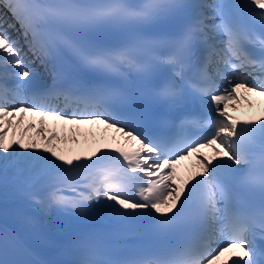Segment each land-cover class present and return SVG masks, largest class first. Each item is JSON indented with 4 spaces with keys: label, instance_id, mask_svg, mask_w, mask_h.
Here are the masks:
<instances>
[{
    "label": "snow or ice",
    "instance_id": "snow-or-ice-1",
    "mask_svg": "<svg viewBox=\"0 0 264 264\" xmlns=\"http://www.w3.org/2000/svg\"><path fill=\"white\" fill-rule=\"evenodd\" d=\"M249 97L264 0H0V200L102 222L70 264H264V108L232 115ZM48 120L95 126L96 146L67 155ZM19 247L0 234V264H30Z\"/></svg>",
    "mask_w": 264,
    "mask_h": 264
},
{
    "label": "bare ground",
    "instance_id": "bare-ground-1",
    "mask_svg": "<svg viewBox=\"0 0 264 264\" xmlns=\"http://www.w3.org/2000/svg\"><path fill=\"white\" fill-rule=\"evenodd\" d=\"M258 98L254 97L252 100L254 101V100L258 99ZM242 104H244V103H242ZM259 106L261 107L262 105L260 104ZM29 119H33L34 120L36 118H26L25 123H27ZM47 123H48L50 128H52V127L55 128V131H56L57 135L61 138V140H65L66 139L65 143H58L56 141H54V143H58V147H61V148L65 149L66 154L69 155V156L73 155V154H76V153L87 154V151H88V149L90 147H95L96 146V145H94V146L88 145L86 148L84 146L86 138H89L91 136V134L89 132V129L87 128L86 125L80 126V130L77 131L76 130L77 126L72 125V124H63L62 122L51 121V120H48ZM37 127H39V125H37ZM72 128H75L76 134H77V136H74L75 143L73 142V136H71V131L70 130H72ZM31 131H33V130H30V134H31ZM40 131L46 136L51 134L46 129H42L41 128ZM92 131H94V129ZM96 133H98V132L96 131ZM84 148L86 150H84ZM203 151L206 152L208 155H211L210 150L204 149ZM196 168H198V165L196 164L195 160H193L190 165L180 167L178 172H180L182 174H187V172L189 170L196 169ZM58 230L59 231H63L64 229H58ZM42 242L44 244H52L54 241H53V239H48V240H42ZM40 248H42V247L40 246Z\"/></svg>",
    "mask_w": 264,
    "mask_h": 264
}]
</instances>
